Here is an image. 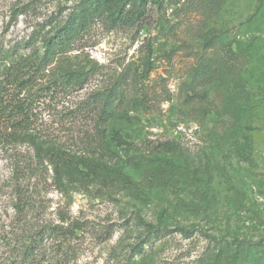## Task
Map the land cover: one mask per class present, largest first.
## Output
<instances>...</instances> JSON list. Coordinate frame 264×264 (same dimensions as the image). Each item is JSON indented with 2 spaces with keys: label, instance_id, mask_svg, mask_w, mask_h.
<instances>
[{
  "label": "rangeland",
  "instance_id": "1",
  "mask_svg": "<svg viewBox=\"0 0 264 264\" xmlns=\"http://www.w3.org/2000/svg\"><path fill=\"white\" fill-rule=\"evenodd\" d=\"M0 264H264V0H0Z\"/></svg>",
  "mask_w": 264,
  "mask_h": 264
},
{
  "label": "trees",
  "instance_id": "2",
  "mask_svg": "<svg viewBox=\"0 0 264 264\" xmlns=\"http://www.w3.org/2000/svg\"><path fill=\"white\" fill-rule=\"evenodd\" d=\"M131 3H133V7L139 8V10L137 9L136 12L133 11V15L135 14V16L139 15L143 10H142V5H138L136 6V4L134 3V1H132ZM66 35L67 32L65 30H63L61 32V35H59V37L57 38V40H50L49 44H48V48L47 51L44 53V55H42L41 57L38 56H33V58L30 59H23L19 62L17 67H14L12 70V73L14 74V79H16L17 84H20L21 81L20 77L22 76H27V77H31V75L35 72H38L40 70H44L46 68V66L49 64V62L52 59V56L54 55V48L55 46H60L61 44H63L66 40ZM77 76V75H75ZM85 76V75H84ZM80 75V79L81 81H78V78L75 77V82L78 83L79 88H83V84L86 81V78ZM73 77V76H72ZM71 79V78H70ZM77 79V80H76ZM67 79H64V81H66ZM57 82H55V85ZM59 84L63 85L62 82H59ZM115 97H116V91L112 90L111 88L108 89L106 88L105 90L102 91H92L88 94V100H86L85 105L83 106V108L86 110H92L94 109V111L97 112L98 114V118L99 119H103V121H106L109 117V115L111 114V110L107 107L109 106H113L115 105ZM22 104V108H23Z\"/></svg>",
  "mask_w": 264,
  "mask_h": 264
}]
</instances>
